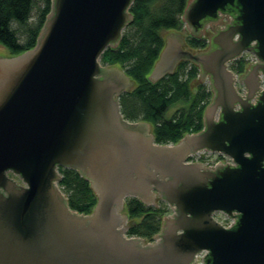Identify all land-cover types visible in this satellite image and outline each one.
<instances>
[{"label": "water", "instance_id": "1", "mask_svg": "<svg viewBox=\"0 0 264 264\" xmlns=\"http://www.w3.org/2000/svg\"><path fill=\"white\" fill-rule=\"evenodd\" d=\"M133 3L54 0L37 46L0 58V264H194L202 251L204 264H264V65L241 76L244 95L230 69L255 42L264 62V0L189 1L183 22L192 29L228 7L239 17L212 38L215 49L192 53L178 39L164 48L151 81L187 59L214 92L204 129L169 145L156 143L150 123L125 119L119 98L134 83L101 64L133 22ZM203 150L235 164L188 162ZM61 167L91 182V214L70 208ZM154 189L175 213L151 244L127 237L124 210L127 197L157 206ZM216 213L236 223L226 228Z\"/></svg>", "mask_w": 264, "mask_h": 264}, {"label": "trees", "instance_id": "2", "mask_svg": "<svg viewBox=\"0 0 264 264\" xmlns=\"http://www.w3.org/2000/svg\"><path fill=\"white\" fill-rule=\"evenodd\" d=\"M189 0H134L130 9L133 22L126 28L116 48L102 55L103 65L120 66L134 86L121 99L122 113L128 121H145L152 125L155 141L161 145L176 144L187 134L201 132L205 112L211 103L213 89L199 79L201 67L183 62L174 74L157 82L150 80L156 63L166 46L164 31L180 30ZM54 0H0V45L12 57L34 49L50 13ZM188 46L205 48L207 39L191 38ZM238 74L247 70L245 59L230 65ZM171 117H167L170 109ZM59 185L73 211L91 214L98 198L91 183L78 171L61 167ZM128 236L153 241L162 231L164 217L170 212L166 204L147 206L138 198H129Z\"/></svg>", "mask_w": 264, "mask_h": 264}, {"label": "flooded vegetation", "instance_id": "3", "mask_svg": "<svg viewBox=\"0 0 264 264\" xmlns=\"http://www.w3.org/2000/svg\"><path fill=\"white\" fill-rule=\"evenodd\" d=\"M238 17H239V14L237 13V9L236 8L228 7L225 12H222V13L219 14V17H218L217 20H215V21L204 20L202 22V24L204 26L202 29H199V30L192 29L186 23H184L183 28L180 29V30H177V33H179L181 36L178 37V38H176L175 36L166 37V39H165L166 40V46H167L168 43H170L171 40L178 39L182 43L183 49L184 50H187V51H191L192 53H199V52H202V51H206V50H210V49H215V46L211 42L212 41V38H214L215 36H217L218 34H220V32L225 31V30L229 29L230 27H232L234 25H237V23H238L237 22V18ZM191 38H196V39H199V40L200 39H207L208 45L205 48H201V49H199V48L198 49L192 48V47L188 46V44H187V40L188 39H191ZM257 46H258V43L257 42L253 43L252 46H251V48H252L251 51L244 53L243 57H245V55H254L256 57L255 48ZM243 57H241V58H243ZM256 60H257V57H256ZM188 61L189 60H187V59L181 60L177 64V66L175 68V71L173 73L167 74L166 76H168L170 74H174L181 63L188 62ZM189 62H191V61H189ZM231 63H230V65H231ZM256 63H258L259 65H262V66L264 65V62L259 61V60H257ZM254 64H255V61H254ZM102 66L104 68H112L111 66H108V65H103L102 64ZM261 75L262 74H260V76ZM260 76H259V82L262 84L261 79H260ZM238 85H242V83L240 82V80L236 84L237 88H238ZM131 90H132V88H129V90L127 92H130ZM127 92H125V93H127ZM120 99L121 98H119V101H120ZM130 122L136 123V122H145V121H130ZM190 158H191V155L188 158V162L189 163H195ZM223 165L224 166H228L229 164L225 163ZM212 169H214V168H212ZM220 170L221 169L214 170V171L216 172V171H220ZM152 192L155 194V196H154L155 203L158 200L160 203L166 204L168 206L169 210H170V212L168 213V215H173L175 213V210L172 207H170L165 200L162 199L161 194L159 192H157L155 189ZM129 198H134V197H127L125 199V207H126V202H127V200ZM152 206H156V205H152ZM219 215H220L219 213H216L215 216H219Z\"/></svg>", "mask_w": 264, "mask_h": 264}, {"label": "built area", "instance_id": "4", "mask_svg": "<svg viewBox=\"0 0 264 264\" xmlns=\"http://www.w3.org/2000/svg\"><path fill=\"white\" fill-rule=\"evenodd\" d=\"M252 63H254V61H252ZM238 77V76H237ZM262 84H261V90H264V79L261 80ZM246 93V91L244 92ZM205 158H207L209 162V164H207L209 167H214L216 166L219 162H221L222 164L228 163V164H235L234 160L224 154V153H213L207 150H203V151H199L196 154H192L191 155V160L193 162H200L202 160L205 161ZM219 216H215L216 220L221 223L224 227L226 228H230L232 227L235 223H236V219L235 218H230L228 215L224 214V213H219ZM207 255V251H202L201 253L196 255L194 264H204L205 263V257Z\"/></svg>", "mask_w": 264, "mask_h": 264}, {"label": "rangeland", "instance_id": "5", "mask_svg": "<svg viewBox=\"0 0 264 264\" xmlns=\"http://www.w3.org/2000/svg\"><path fill=\"white\" fill-rule=\"evenodd\" d=\"M165 32V31H164ZM9 57H12V54H11V51L8 49V48H6V47H4V46H2V45H0V58H9ZM243 59H245V61H246V63H247V70H246V72L248 71V69L251 67V63H252V61H255V63H256V57L254 56V55H245V57H243ZM101 64H102V62H101ZM246 72H244V73H246ZM243 73V74H244ZM241 76L242 75H238V80H240V78H241ZM199 79H200V81H202L208 88H212V85H211V80H210V78L209 77H205L203 80L199 77ZM260 79L261 80H263L264 79V75L262 74L261 76H260ZM238 91L241 93V94H245L244 92L246 91V89H245V87H244V85L242 84V85H238ZM213 97H214V93H213ZM213 97H212V100H211V103H212V101H213ZM210 103V104H211ZM174 113V109L172 108V109H170L169 111H168V113H167V117H171L172 116V114ZM216 115H218V114H216ZM217 117V116H216ZM209 162L210 161H208L207 160V158H205V161L204 160H202V161H200V163H202V164H204V166H206V167H209L207 164H209ZM156 204H158L157 205V207L158 206H160L161 204H163V203H160L158 200L156 201ZM221 216V215H220ZM131 221L129 220V218H128V221L126 222V225L125 226H129V223H130ZM127 235V237H130V236H128V234H126ZM154 241H148V240H146V243H153Z\"/></svg>", "mask_w": 264, "mask_h": 264}]
</instances>
